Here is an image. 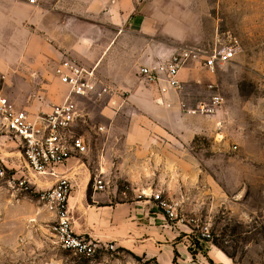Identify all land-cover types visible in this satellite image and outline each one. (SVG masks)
<instances>
[{
	"label": "rangeland",
	"instance_id": "obj_1",
	"mask_svg": "<svg viewBox=\"0 0 264 264\" xmlns=\"http://www.w3.org/2000/svg\"><path fill=\"white\" fill-rule=\"evenodd\" d=\"M131 1L135 9L130 20L116 25V46L122 52L130 48L141 58L158 46L174 54L182 48L237 47L234 60L215 72L189 63L183 90L177 91L185 98L184 115L196 110V115L217 117L200 124L208 131L182 144L158 129L152 119L149 156L137 159L149 161L152 171L161 166L166 177H126L132 124L127 116L130 84L116 89L109 80L102 81L96 70L99 80L112 91L99 102L80 100L79 110L86 116L75 132L86 142L88 151L82 159L91 177H72L74 185L77 182L79 189L86 182L87 193L102 195V202L138 200L157 207L151 195L161 191L176 207L180 220L169 222L189 236L193 253L215 247L236 264H264V0H191L192 6L174 4L182 0H164L173 3L162 7L168 15L165 20L159 6L151 4L153 0ZM128 73L130 80V69ZM35 78L30 70L0 73V95L31 112L29 108L40 98L39 90L46 91L35 84ZM213 98L221 102L217 111L201 112L199 106L211 105ZM97 175L104 185L101 191L95 190ZM25 195L42 218L46 207L35 195L0 180V218H12L5 232L0 227V264H158L156 259L116 245L114 249L103 247L91 257L74 255L59 247L49 219L35 226L34 218L24 215L23 222L15 226L9 208Z\"/></svg>",
	"mask_w": 264,
	"mask_h": 264
},
{
	"label": "crops",
	"instance_id": "obj_2",
	"mask_svg": "<svg viewBox=\"0 0 264 264\" xmlns=\"http://www.w3.org/2000/svg\"><path fill=\"white\" fill-rule=\"evenodd\" d=\"M170 2L153 0L151 4L159 6L165 20L168 15L162 7L170 5ZM174 4L192 6L193 3L182 0ZM134 9L135 4L131 0H37L36 4H30L29 0H0V73L6 76L15 71L30 70L35 74V84L46 91L39 90L40 98L29 108L33 113L49 111L54 100L59 103L66 95L67 88L54 73L65 60L94 68L102 81L109 80L116 89L130 84L127 116L132 124L127 141L130 153L126 177H166L161 166L157 167L158 171H152L149 161L137 159L149 156L152 119L159 124L156 126L158 129L167 131L169 136L182 144L208 131L200 124L217 116L184 115L182 107L185 98L182 94L177 91L161 94L157 85L147 84L140 77L141 67L155 68L174 53L169 48L158 46L149 48L145 52L146 57L140 58L135 57L130 48L122 52L116 46L119 31L116 25L130 20ZM135 70L138 71L136 79L139 83L134 76ZM186 71L185 68L180 73L182 83ZM52 90L58 92L59 97L55 98ZM136 119L139 121L136 122ZM8 145L0 141L1 156H15ZM81 159H71L58 171L71 177H91L85 172L86 164L83 159L80 162ZM36 180L44 187L53 184L52 179L36 177ZM77 187L76 182L69 208L74 231L86 239L127 248L156 259L158 264H236L215 247H208L205 253H193L187 242L189 236H184L179 225L169 222L156 204L138 200L102 202V195L90 196L87 193L86 182L79 189ZM18 201V205L9 208L13 210L15 226L23 222L24 215L34 218L35 226L43 219L52 220V225L55 223V213L47 208L42 210L44 216L38 217L37 208L29 196H22ZM11 219L0 218V227L4 232L10 227Z\"/></svg>",
	"mask_w": 264,
	"mask_h": 264
},
{
	"label": "built area",
	"instance_id": "obj_3",
	"mask_svg": "<svg viewBox=\"0 0 264 264\" xmlns=\"http://www.w3.org/2000/svg\"><path fill=\"white\" fill-rule=\"evenodd\" d=\"M29 2L36 4L37 0ZM236 52L237 47L233 44L206 51L185 48L155 68L141 67L139 75L147 84L157 85L161 94H167L181 90L183 83L180 73L189 63L194 62L215 72L218 67L234 60ZM54 73L67 88V93L61 102L51 105L47 112L32 113L19 109L0 95V141L9 144L8 147L15 153L11 157L0 155V180L12 189L35 195L44 207L55 213L56 221L51 231L59 247L74 255L91 257L103 247L114 249V244H102L76 234L69 208L74 191L73 179L58 169L65 167L71 159H81L88 151L84 139L75 132L76 126L85 118V114L79 110L80 100L99 102L112 90L99 80L94 68L80 66L74 61H63ZM220 103L218 98H213L211 105L201 104L199 110L213 114ZM190 112L195 114L197 111ZM36 177L52 179L53 184L50 187L41 186ZM94 177L95 190H103L104 185L99 179L101 175ZM151 198L167 219L180 222L176 207L163 192H153Z\"/></svg>",
	"mask_w": 264,
	"mask_h": 264
}]
</instances>
